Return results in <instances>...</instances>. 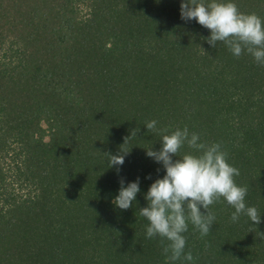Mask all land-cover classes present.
Here are the masks:
<instances>
[{
    "label": "trees",
    "instance_id": "trees-1",
    "mask_svg": "<svg viewBox=\"0 0 264 264\" xmlns=\"http://www.w3.org/2000/svg\"><path fill=\"white\" fill-rule=\"evenodd\" d=\"M233 2L264 19V0ZM180 3L0 0V264H264V65L213 48ZM150 120L220 144L261 223L232 222L221 198L207 236L184 233L194 260L170 262L138 213L165 174L146 155L161 147ZM137 177L120 210L119 180Z\"/></svg>",
    "mask_w": 264,
    "mask_h": 264
},
{
    "label": "clouds",
    "instance_id": "clouds-1",
    "mask_svg": "<svg viewBox=\"0 0 264 264\" xmlns=\"http://www.w3.org/2000/svg\"><path fill=\"white\" fill-rule=\"evenodd\" d=\"M180 18L186 22L195 19L209 29L207 42L213 48L217 42H223L234 56L240 57L247 52L257 64L264 65V19L254 12L240 11L233 0H181ZM157 123L150 120L145 127L160 137L161 147L154 150L150 146L145 151L163 166L165 174L150 184L144 196L147 204L139 208L138 213L148 222L146 238L159 237L170 262L182 257L189 262L194 260L190 251L185 254L187 238L184 233L190 223L201 237L207 236L216 220L210 206L221 198L234 209L232 222L246 215L253 225L261 223V211L246 204L248 187L235 182L234 177L240 175L239 169L228 163L227 153L220 144L201 142L199 134L190 133L186 126L169 131L157 128ZM138 130L133 129L130 135H136ZM185 145L192 151L182 153ZM129 151L120 150L115 155L105 153L109 167L119 172ZM119 184L112 203L120 210H127L133 207L140 192L139 177L126 186L121 178ZM258 233L264 237V233Z\"/></svg>",
    "mask_w": 264,
    "mask_h": 264
}]
</instances>
